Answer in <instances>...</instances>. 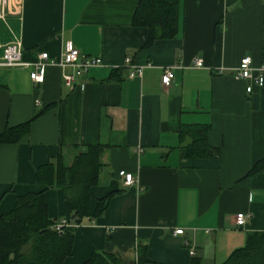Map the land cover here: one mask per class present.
Here are the masks:
<instances>
[{"label": "crops", "instance_id": "obj_1", "mask_svg": "<svg viewBox=\"0 0 264 264\" xmlns=\"http://www.w3.org/2000/svg\"><path fill=\"white\" fill-rule=\"evenodd\" d=\"M137 4L10 0L0 20V57L18 43L29 66L0 67V135L27 129L17 142L0 144V215L41 190L37 168L58 157L70 166L99 145L90 211L119 193L101 217L76 227L62 264H83L94 252L138 264L139 247L143 264H223L249 233L264 232V168L248 176L264 158V83L247 94V83L234 77L243 57L264 65V0H180L177 36L149 46L148 30L133 25ZM67 42L102 65L73 89L57 66L46 69L42 84L32 82L38 55L59 61ZM195 58L202 68L192 66ZM131 67H143L142 77L129 79ZM165 68L174 74L167 88ZM189 125L208 128L217 159H182L179 131ZM120 172L135 183L124 186ZM44 200L49 219H70L61 190H46ZM240 213L248 216L241 228Z\"/></svg>", "mask_w": 264, "mask_h": 264}, {"label": "trees", "instance_id": "obj_2", "mask_svg": "<svg viewBox=\"0 0 264 264\" xmlns=\"http://www.w3.org/2000/svg\"><path fill=\"white\" fill-rule=\"evenodd\" d=\"M180 0H138L133 25L148 30L149 46L155 40H170L179 31ZM26 127L7 129L0 135V144L17 142ZM208 128L202 125L180 128L182 159H217L218 149L207 141ZM103 147L89 146L77 155L70 166L61 157L36 169L38 192L16 198L13 210L0 215V264H62L71 255L76 227L103 215L112 197L108 193L90 211L91 189L97 186ZM264 168V158L248 173ZM59 189L70 212L68 226L55 230L56 222L48 218L44 193ZM145 248L138 249V264L145 262ZM83 264H121L116 255L94 252ZM223 264H264V232L249 233L243 247L235 250Z\"/></svg>", "mask_w": 264, "mask_h": 264}, {"label": "built area", "instance_id": "obj_3", "mask_svg": "<svg viewBox=\"0 0 264 264\" xmlns=\"http://www.w3.org/2000/svg\"><path fill=\"white\" fill-rule=\"evenodd\" d=\"M13 2V1H12ZM10 6V0H0V20L4 18L6 9ZM22 51L20 44L6 45L2 48V54L0 57V67L12 68L29 66V64L22 62ZM130 66V60H126L125 63ZM102 65V61L99 58L88 57L82 55L70 42H67L63 46L62 56L59 61L50 59L47 53H41L38 55L37 61L33 64V70L30 73V80L37 84L44 82L46 69L49 66H57L66 71L62 75V81L66 88L73 89L80 85L81 79L85 76L87 71L91 68H95ZM192 66L196 69L202 68L203 61L199 58H195L192 61ZM132 71L129 73L128 78H141L143 73V67H131ZM264 65L260 67H254L249 57H243L235 71V79L238 81L246 82V93L251 94L253 88H261L264 83ZM174 80V74L171 68H165L161 75V85L165 88L171 86ZM119 177L123 179L124 186H131L135 183V178L131 174L120 172ZM248 216L245 214H237L235 216V225L239 228L244 227ZM67 221H60L55 224L54 229L60 230L67 227ZM175 235H182L183 230H176ZM192 255L193 252L191 251Z\"/></svg>", "mask_w": 264, "mask_h": 264}, {"label": "rangeland", "instance_id": "obj_4", "mask_svg": "<svg viewBox=\"0 0 264 264\" xmlns=\"http://www.w3.org/2000/svg\"><path fill=\"white\" fill-rule=\"evenodd\" d=\"M58 223V222H57Z\"/></svg>", "mask_w": 264, "mask_h": 264}]
</instances>
